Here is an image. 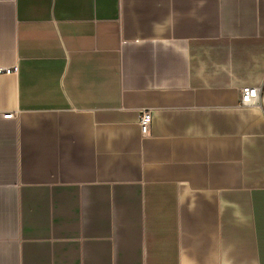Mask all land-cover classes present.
I'll return each instance as SVG.
<instances>
[{"label":"crops","instance_id":"crops-1","mask_svg":"<svg viewBox=\"0 0 264 264\" xmlns=\"http://www.w3.org/2000/svg\"><path fill=\"white\" fill-rule=\"evenodd\" d=\"M0 66V264H264V0H0Z\"/></svg>","mask_w":264,"mask_h":264},{"label":"built area","instance_id":"built-area-1","mask_svg":"<svg viewBox=\"0 0 264 264\" xmlns=\"http://www.w3.org/2000/svg\"><path fill=\"white\" fill-rule=\"evenodd\" d=\"M17 70V66L3 67L0 66V74L9 73ZM241 103L243 105L258 106L264 111V87L263 86H243L241 88ZM6 118L15 117L13 113L4 115ZM152 110L143 108L140 111L139 123L143 135H149L152 124Z\"/></svg>","mask_w":264,"mask_h":264}]
</instances>
